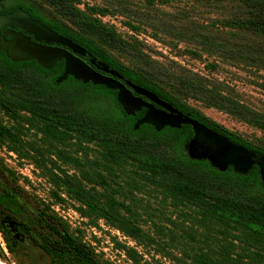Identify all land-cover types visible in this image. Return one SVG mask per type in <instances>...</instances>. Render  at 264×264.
Here are the masks:
<instances>
[{
  "label": "trees",
  "instance_id": "obj_1",
  "mask_svg": "<svg viewBox=\"0 0 264 264\" xmlns=\"http://www.w3.org/2000/svg\"><path fill=\"white\" fill-rule=\"evenodd\" d=\"M22 1L25 4L17 7L27 11L32 19L82 46L126 80L155 94L229 142L264 156V147L248 143L210 121L183 99L197 100L262 132L264 112L254 111L207 86L206 80L201 78L176 79L154 70L143 62L129 41L101 21L100 17L111 11L95 7L80 9L78 0H38L37 7L47 6L50 10L51 17L44 20L38 12L29 9L28 0ZM175 1L178 0H146L150 6L155 2ZM194 1L235 4L236 10L222 22L223 28L229 31L230 37L248 35L256 44L248 48L213 45L224 56L248 60L250 65L264 71V0ZM114 53L130 55L131 66L116 60ZM63 72V61L45 70L32 60L11 62L0 51V113L12 122L6 125L0 117V146L24 160L33 159L31 152L39 156L37 167L53 187L51 196L56 204L63 203L64 197L72 200L81 217L92 223L101 220L138 243L144 234L133 211L116 199L119 192L110 185L116 172L129 170L134 175L127 184L131 190L159 191L175 206L194 209L201 220L220 235L215 250L193 254L190 264H264V189L257 167L242 175L231 168L218 172L206 161L192 160L182 152L183 146L194 137L192 127H166L159 132L150 125L134 129L145 109L128 116L116 101V91L84 84L70 76L56 83ZM91 95L112 99L114 110L87 111L84 102ZM31 129L47 142L48 153L76 172L68 173L58 166L47 168L38 148L22 139ZM70 143L81 148L82 160L57 147ZM89 150L95 155L90 156ZM0 206L18 225L26 243L16 247L0 223L5 247L17 264L35 263L34 253L44 257L47 264H110L101 261L91 246L72 233L49 205L28 196L18 185L14 172L1 164ZM123 249L125 255L138 264L135 250Z\"/></svg>",
  "mask_w": 264,
  "mask_h": 264
},
{
  "label": "rangeland",
  "instance_id": "obj_2",
  "mask_svg": "<svg viewBox=\"0 0 264 264\" xmlns=\"http://www.w3.org/2000/svg\"><path fill=\"white\" fill-rule=\"evenodd\" d=\"M37 2L38 0H28L29 9L38 12L44 20H48L51 17L50 10L47 6L37 7ZM78 2L80 9L95 7L111 11V14L100 17L101 21L113 27L122 39L129 41L135 50L137 49L143 62L148 63L154 70H160L163 74L176 79L201 78L206 80L207 86L222 91L254 111L264 112V71L250 65L248 60L224 56L213 45L219 43L230 48L234 45L248 48L256 44L248 35L238 34L236 38L230 37L229 31L223 28L222 22L234 14L237 8L235 4L194 0H178L169 4L155 2L152 6L148 5L146 0H78ZM1 4L4 11L18 9L30 16L27 11L17 7L18 4H25L22 0H1ZM6 18L3 19L4 22ZM113 57L127 66H131L130 62H133L130 55L114 53ZM80 59L84 61L83 58ZM84 62L89 65V61ZM209 65L213 67H207ZM183 100L205 118L227 131L248 143L264 147V132L227 113L208 108L197 100ZM84 107L87 111L114 110L112 99L96 95L88 97ZM0 117L4 124L11 125L12 122L2 112ZM40 138L41 135L34 129L22 137L24 142L35 145L43 154L47 168L58 166L68 173L76 172L70 165H64L54 155L48 153L45 149L47 142ZM201 144L202 147L204 142ZM57 147L81 160L84 157L81 148L73 143L66 147L60 145ZM190 151L185 144L182 152L190 158ZM247 151L253 162L252 166L258 168L259 180L264 189V156L251 150ZM31 155L32 160H24L0 146L1 166L14 172L18 178V185L28 196L49 205L51 210L67 223L72 233L92 247L101 261L110 264H135L125 255L123 249L132 248L137 254L138 264H190V256L200 251L215 250L221 238L207 222L201 220L194 209L175 206L172 200L151 188L131 190L127 184L129 177L134 175L129 170L116 172L110 182L111 187L119 192L116 199L131 208L134 219L144 234L143 240L136 243L101 220L92 223L81 217L76 211L77 204L72 200L64 197L63 203L56 204L51 196L53 187L37 167L39 156L35 152H31ZM89 155H95L94 151L89 150ZM196 161H206L218 172L227 171L218 169L216 162H209L207 159ZM232 171L237 173L233 168ZM1 222L9 240L16 247L26 245L18 225L0 206ZM33 258L35 260L33 264H47L44 257L38 253H34ZM0 261L3 264H17L15 258L8 253L1 234Z\"/></svg>",
  "mask_w": 264,
  "mask_h": 264
},
{
  "label": "water",
  "instance_id": "obj_3",
  "mask_svg": "<svg viewBox=\"0 0 264 264\" xmlns=\"http://www.w3.org/2000/svg\"><path fill=\"white\" fill-rule=\"evenodd\" d=\"M14 16L29 22L31 29L7 21L3 22L2 26L21 28L33 38L31 40L21 32L7 31L4 33L10 34L12 38L8 41L3 37L0 39V51L4 52L11 62L32 60L41 68L49 70L56 62L63 61L64 72L57 80L59 83L70 76L84 84L91 83L114 90L117 102L128 116H134L141 109H145L144 116L135 123L134 129L141 125H150L156 132H159L166 127L180 129L181 126L188 125L194 132V137L187 143V147L191 150L189 154L191 159H207L209 162H216L218 169L225 171L231 167L235 172L243 175H246L253 167L250 155L244 147L233 144L224 137H219L189 116L183 115L172 105L162 101L155 94L124 80L117 71L98 60L85 48L31 19L27 13L16 10L12 14L0 17ZM84 57L89 58V65L80 59ZM198 130L203 131L206 137L204 144L201 142L203 148L197 139ZM216 142L218 144L214 146Z\"/></svg>",
  "mask_w": 264,
  "mask_h": 264
},
{
  "label": "flooded vegetation",
  "instance_id": "obj_4",
  "mask_svg": "<svg viewBox=\"0 0 264 264\" xmlns=\"http://www.w3.org/2000/svg\"><path fill=\"white\" fill-rule=\"evenodd\" d=\"M0 5H1V9H0V16H4V15H9V14H12V13H14L16 10H18V9H14V10H11V11H4L3 10V7H2V4H1V0H0ZM31 17V16H30ZM5 17H0V39L3 37L5 40H11V38H12V36L10 35V34H4L5 32H7V31H10L11 33H19V32H21V33H23L25 36H27V37H30V39L32 40V36L31 35H29V34H27L25 31H23L21 28H16V27H13V26H9V25H5V26H2V23L4 22L3 21V19H4ZM32 19V18H31ZM34 20V19H33ZM37 21V20H36ZM86 59H87V61H86ZM83 60L84 61H86V62H88L89 61V58L88 57H84L83 58ZM123 77V76H122ZM124 78V77H123ZM124 80H126L125 78H124ZM122 84H123V82L122 81H120ZM144 101H146L145 99H143ZM184 115V114H183ZM199 123V122H198ZM199 124H201V123H199ZM201 125H203V124H201ZM203 127L205 128V129H207V130H210V129H208L206 126H204L203 125ZM210 131H212V130H210ZM212 132H214V131H212ZM214 133H216V132H214ZM219 137H223L222 135H220V134H218V133H216ZM205 135H204V133H203V131H200V130H198V132H197V139H198V142L199 143H201V142H203V141H205ZM225 138V137H224ZM218 143L216 142L215 144H214V146H216ZM253 167H256V166H253ZM252 167V168H253ZM228 168H231V167H228ZM251 168V169H252ZM232 169V168H231Z\"/></svg>",
  "mask_w": 264,
  "mask_h": 264
},
{
  "label": "bare ground",
  "instance_id": "obj_5",
  "mask_svg": "<svg viewBox=\"0 0 264 264\" xmlns=\"http://www.w3.org/2000/svg\"><path fill=\"white\" fill-rule=\"evenodd\" d=\"M5 21L24 26L27 29H29V28L31 29L30 23L27 22L26 20H24L23 18L18 17V16L7 17ZM0 264H3V263L0 261Z\"/></svg>",
  "mask_w": 264,
  "mask_h": 264
}]
</instances>
